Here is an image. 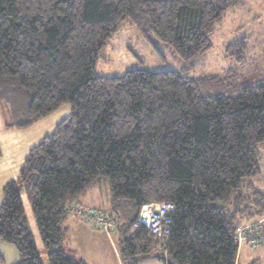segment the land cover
<instances>
[{"label": "trees", "instance_id": "obj_1", "mask_svg": "<svg viewBox=\"0 0 264 264\" xmlns=\"http://www.w3.org/2000/svg\"><path fill=\"white\" fill-rule=\"evenodd\" d=\"M240 3L0 0L1 129H27L71 107L4 186L0 240L17 249L18 264H42L24 197L49 264H87L62 247L82 206L117 218L124 264H237L246 244L236 240L239 229L264 232V79L240 71L247 37L226 45L236 68L220 75L193 77L183 68L110 77L96 65L126 18L149 42L171 45L186 62L199 59ZM98 185L108 209L79 202ZM163 201L176 206L166 241L134 226L142 205Z\"/></svg>", "mask_w": 264, "mask_h": 264}, {"label": "rangeland", "instance_id": "obj_2", "mask_svg": "<svg viewBox=\"0 0 264 264\" xmlns=\"http://www.w3.org/2000/svg\"><path fill=\"white\" fill-rule=\"evenodd\" d=\"M241 37H247L248 49L245 54V63L240 67V71L249 81L264 79V0H241L238 6L228 10L211 39L212 49L203 57L188 62L182 60L171 45L156 38H153L152 42L146 40L131 20L126 18L100 53L96 71L98 74L114 77L125 75L132 69L161 72L186 68L193 77L220 75L229 68H236L235 60L227 56L225 48L226 45ZM104 190H106L105 186L98 185L92 191L93 198L89 199L86 195V200L93 203L99 202L100 208L108 209ZM24 203L42 264H49L31 204L25 197ZM66 240H63L62 247L72 255L76 248H73ZM115 241L120 247L119 234L115 235ZM244 246H247V249L244 251L245 255L242 256L240 264H254L253 261L256 259L258 264H264V245L253 247L246 243Z\"/></svg>", "mask_w": 264, "mask_h": 264}, {"label": "crops", "instance_id": "obj_3", "mask_svg": "<svg viewBox=\"0 0 264 264\" xmlns=\"http://www.w3.org/2000/svg\"><path fill=\"white\" fill-rule=\"evenodd\" d=\"M70 113L71 107L66 104L27 129L2 130L0 126V207L4 202V186L18 177L31 149L52 133ZM86 195L89 199L93 198V192H89L80 198V203L92 208L101 207L99 202L87 201ZM68 228L65 240L76 248L72 252L74 257L84 260L87 264H124L120 247L115 241L117 231H100L76 216L69 218ZM244 245L240 247L237 264H240L242 256L245 255L247 246ZM19 261L17 249L12 244L0 240V264H18ZM138 264L164 263L159 259L149 258Z\"/></svg>", "mask_w": 264, "mask_h": 264}, {"label": "built area", "instance_id": "obj_4", "mask_svg": "<svg viewBox=\"0 0 264 264\" xmlns=\"http://www.w3.org/2000/svg\"><path fill=\"white\" fill-rule=\"evenodd\" d=\"M175 204L169 201L150 202L141 206L137 215L134 226H145L154 236L162 241H166L172 232L173 214ZM81 218L93 224L99 230L105 232L114 231L117 227V218L115 216L106 215L102 212L87 207H80L75 210ZM253 225L243 226L237 233L236 240L241 246L247 243L256 247L264 244V232Z\"/></svg>", "mask_w": 264, "mask_h": 264}]
</instances>
